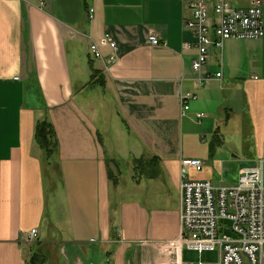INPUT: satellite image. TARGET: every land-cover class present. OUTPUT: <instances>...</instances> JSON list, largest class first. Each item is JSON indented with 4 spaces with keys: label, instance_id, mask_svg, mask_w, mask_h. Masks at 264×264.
<instances>
[{
    "label": "crops",
    "instance_id": "obj_1",
    "mask_svg": "<svg viewBox=\"0 0 264 264\" xmlns=\"http://www.w3.org/2000/svg\"><path fill=\"white\" fill-rule=\"evenodd\" d=\"M191 1L0 0V264H28L32 255L43 259L39 264H51L50 247L57 263L58 254L71 264H87L77 253L88 256L97 223L106 234L98 243L115 248L106 251L113 264H164L168 243L178 238L181 160L203 162L200 172L188 170L189 179L221 186L213 170L220 162L216 155L200 159L184 146L192 150L196 139L205 145L199 133L209 137L211 120L231 111L229 106H243L248 116L257 147L250 168L264 160V0L263 36L210 48L200 74L191 69L195 50L184 25ZM104 34L117 49L102 46L101 59L93 61L89 44ZM151 34L161 44L151 45ZM85 58L90 87L109 93L115 115L141 144L125 158H108L85 112ZM93 70L99 74L95 78ZM198 77L204 80L201 86ZM186 92L196 98L183 111L180 96ZM197 114L203 117L198 120ZM42 118L57 138L53 166L45 164L34 140L35 122ZM213 136L218 138V128ZM119 160L128 161V170L113 181L110 167L117 168ZM120 176L125 179L121 191ZM112 189L126 193L114 205ZM64 212L68 224L61 221ZM110 215L118 231L114 241L107 237ZM62 225L81 236L56 240L54 232L62 234ZM33 229L32 248L26 235Z\"/></svg>",
    "mask_w": 264,
    "mask_h": 264
},
{
    "label": "built area",
    "instance_id": "obj_2",
    "mask_svg": "<svg viewBox=\"0 0 264 264\" xmlns=\"http://www.w3.org/2000/svg\"><path fill=\"white\" fill-rule=\"evenodd\" d=\"M91 14L89 9L87 16L90 18ZM184 25L195 50L191 69L200 74L210 48L221 50L229 40H256L263 36L262 0H193L188 4ZM149 42L161 44L154 34L149 36ZM102 46L113 52L117 49L112 37L104 34L98 43L89 44L92 59H101ZM113 61L114 54L108 62ZM220 76L221 73L216 74ZM197 80L201 86L204 80ZM195 98L191 92L182 93V110H188L189 101ZM196 117L200 120L203 114ZM180 166L178 238L168 243L171 249L164 264H184L183 250L198 254L217 252L218 264H264V160L253 168L240 170L238 183L233 187L189 179V169H203L199 159H183ZM221 221L227 222L225 229L219 227ZM36 234V229L28 232L26 241L32 242Z\"/></svg>",
    "mask_w": 264,
    "mask_h": 264
},
{
    "label": "rangeland",
    "instance_id": "obj_3",
    "mask_svg": "<svg viewBox=\"0 0 264 264\" xmlns=\"http://www.w3.org/2000/svg\"><path fill=\"white\" fill-rule=\"evenodd\" d=\"M71 57L72 54L69 53V59ZM90 59L93 60L92 58ZM94 64L95 66L97 65L96 62H94ZM82 66L84 72L83 85H85V87L88 86V88L85 89L84 95H82L81 97L83 98L82 100L84 102L83 105L85 106V112L91 119H93L97 127L100 136L103 139L104 148L107 151L108 158H125L128 153L127 151L133 145L138 144L139 141L136 140L134 134L128 133L121 118H117V116L115 115V104L109 93H103L100 87H95L94 89L90 87V79L88 77L90 73L87 58H85V64ZM71 75L74 78L76 74L71 73ZM229 108L231 109V111H227L225 113L221 112V117L218 120H211L212 128L211 135L209 137L205 132L199 133L198 140L201 141L200 139L202 137L208 144L206 143L205 145H199L197 144L196 139V144L192 146V150H187L188 146H184V150L189 155L199 157L200 159H203V157L205 156L208 158H212L216 155V158L220 162L215 165V168L213 170L215 172L218 185L233 187L238 183L239 171L255 165L252 163L250 164L249 160L254 157L257 147L253 143V137L251 136L250 129L251 125L249 124L248 116L245 113L243 106L241 107L238 105L234 106V108L232 106H229ZM194 122L197 126H199L196 119L195 121H193V123ZM217 128L219 129V136L216 139L213 135ZM209 143H211L212 146L211 150L209 149ZM138 145L141 146L140 143ZM127 162V160H119L117 163V168L114 165L110 167L113 178L116 173L118 174V177L119 173L121 175L126 174L128 170ZM53 165L55 164L53 163ZM210 168L212 167L210 166ZM124 180L125 179H122V176H120V184L118 188L119 191H121V189L125 186V184H122ZM122 194L126 195V193L124 194L123 192ZM123 195H121L118 191H115V189H112L110 193V200L112 205L115 204L117 199L121 200ZM60 211L63 212V210L61 209ZM61 221L68 224V221L70 222V217H67L66 213L64 212ZM226 225L227 222L225 221H221L219 223V227L222 229H225ZM97 226L98 229L95 238L100 241L105 237L106 234L101 232L98 223ZM62 227H64V232L62 234L57 231L54 232V238L58 241L61 240V237L66 239L72 236H81L77 230L72 231L70 225H62ZM117 232V227L114 225V217L110 215L107 220V237L110 240L114 241L117 237ZM97 240L91 241L92 243L90 245L91 247H89L88 256L77 253L78 258L87 264H113V259L111 261L108 260L106 251H112V248H115L113 247V245L109 244L102 245L101 243H98ZM29 246L33 248L34 244H32L31 242V245ZM90 248L93 249L91 250ZM28 254L29 251L27 250V257ZM47 256H49L51 264L72 263V261L70 262L71 259L69 260L68 257L58 254L57 263L55 259V248L50 247ZM216 257V253H209L208 255H206L205 253L199 255L198 253L190 251H184L182 253V261L184 264H197L200 261L206 264H215ZM39 259L40 258H38L37 256L35 260L39 263Z\"/></svg>",
    "mask_w": 264,
    "mask_h": 264
},
{
    "label": "trees",
    "instance_id": "obj_4",
    "mask_svg": "<svg viewBox=\"0 0 264 264\" xmlns=\"http://www.w3.org/2000/svg\"><path fill=\"white\" fill-rule=\"evenodd\" d=\"M98 75V71L93 70L92 77L95 78ZM94 83L101 86V83L98 79L95 80ZM34 140L41 149L42 159L45 164L52 166L54 163L53 157H55L57 153L58 143L54 127L46 118L39 119L35 122ZM110 177L112 179L111 174ZM36 257V255H32L28 261V264H39L43 261V259H39L40 262L38 263L35 260Z\"/></svg>",
    "mask_w": 264,
    "mask_h": 264
}]
</instances>
